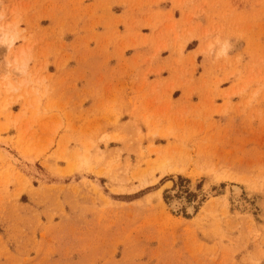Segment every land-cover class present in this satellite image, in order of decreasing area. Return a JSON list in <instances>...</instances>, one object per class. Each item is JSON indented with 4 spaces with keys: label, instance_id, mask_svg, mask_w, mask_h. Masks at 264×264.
Masks as SVG:
<instances>
[{
    "label": "rangeland",
    "instance_id": "rangeland-1",
    "mask_svg": "<svg viewBox=\"0 0 264 264\" xmlns=\"http://www.w3.org/2000/svg\"><path fill=\"white\" fill-rule=\"evenodd\" d=\"M0 264H264V0H0Z\"/></svg>",
    "mask_w": 264,
    "mask_h": 264
},
{
    "label": "crops",
    "instance_id": "crops-1",
    "mask_svg": "<svg viewBox=\"0 0 264 264\" xmlns=\"http://www.w3.org/2000/svg\"><path fill=\"white\" fill-rule=\"evenodd\" d=\"M169 8V7H168ZM112 9V13L116 14L113 12V8ZM123 10V9H122ZM123 12V11H122ZM121 12V13H122ZM121 13H119L118 15H121ZM100 14V12L98 13ZM178 18V17H176ZM207 22V19L205 18L204 23ZM55 23V22H54ZM40 25L42 28L44 29H48V28H52V26L54 25L53 22L44 20L42 22H40ZM98 35H99V41L97 43H95V45H92V49H93V54L90 60H85L84 57V53L82 51L77 52V64L74 67V71L77 74H80L82 72H86L87 73V80L81 81V83L78 84V87L81 91L85 89H89V88H98V87H102L107 89L109 87V82H112L114 85L116 84V75H117V71H120L121 69L125 68V64H129L131 63V60L133 58H131L132 56L137 57L138 55H136V52L133 53L132 55L125 53L123 58H125V60H112L109 58V56L114 52L112 50L111 47V39L109 37V33H107L106 31H103V29L98 28ZM106 32V33H105ZM145 35H149L150 33L148 32H144ZM78 41L77 43L80 44L84 41L83 36L81 37H77ZM80 47V46H79ZM197 48V47H196ZM195 49H192L189 52H192ZM142 55V53H147L148 51L145 50L144 51H139ZM168 56V55H166ZM164 77H166L164 75ZM151 80H154V77L150 78ZM93 104V101H89L86 103L85 107H89Z\"/></svg>",
    "mask_w": 264,
    "mask_h": 264
},
{
    "label": "bare ground",
    "instance_id": "bare-ground-1",
    "mask_svg": "<svg viewBox=\"0 0 264 264\" xmlns=\"http://www.w3.org/2000/svg\"><path fill=\"white\" fill-rule=\"evenodd\" d=\"M18 70L21 71L22 69L19 68ZM184 204H185V201H184V200H178V199H175V197L171 200V203H170L172 209L175 210V211H176L180 206H182V205H184ZM186 207H187V212H188L189 214H192L193 211H194L193 206H192V205H187Z\"/></svg>",
    "mask_w": 264,
    "mask_h": 264
}]
</instances>
